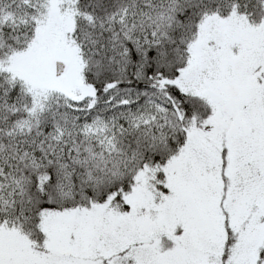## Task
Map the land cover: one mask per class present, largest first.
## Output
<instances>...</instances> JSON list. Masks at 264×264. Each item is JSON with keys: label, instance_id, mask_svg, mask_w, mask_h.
Returning a JSON list of instances; mask_svg holds the SVG:
<instances>
[{"label": "snow or ice", "instance_id": "obj_1", "mask_svg": "<svg viewBox=\"0 0 264 264\" xmlns=\"http://www.w3.org/2000/svg\"><path fill=\"white\" fill-rule=\"evenodd\" d=\"M0 264H264V0H0Z\"/></svg>", "mask_w": 264, "mask_h": 264}]
</instances>
